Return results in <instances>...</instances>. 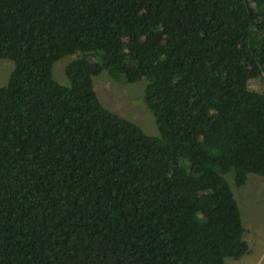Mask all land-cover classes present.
<instances>
[{
  "label": "trees",
  "instance_id": "trees-1",
  "mask_svg": "<svg viewBox=\"0 0 264 264\" xmlns=\"http://www.w3.org/2000/svg\"><path fill=\"white\" fill-rule=\"evenodd\" d=\"M0 59V264L248 253L224 175L264 177V0H0ZM102 72L147 81L157 136L102 105Z\"/></svg>",
  "mask_w": 264,
  "mask_h": 264
},
{
  "label": "rangeland",
  "instance_id": "rangeland-1",
  "mask_svg": "<svg viewBox=\"0 0 264 264\" xmlns=\"http://www.w3.org/2000/svg\"><path fill=\"white\" fill-rule=\"evenodd\" d=\"M75 58L76 55L65 56L53 64L52 76L60 85L68 86L65 68ZM12 67L11 61L0 59V87L6 84ZM146 84V80L119 82L106 72L93 78L95 92L105 108L136 123L146 135L157 136L154 117L142 101ZM248 88L254 92H264V76L251 79ZM224 178L236 200L244 228L243 239L249 249L238 260L226 258L224 264H264V177L248 174L241 187L234 185L232 171Z\"/></svg>",
  "mask_w": 264,
  "mask_h": 264
}]
</instances>
